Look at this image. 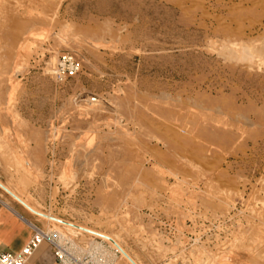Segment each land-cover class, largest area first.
<instances>
[{"label": "rangeland", "instance_id": "1", "mask_svg": "<svg viewBox=\"0 0 264 264\" xmlns=\"http://www.w3.org/2000/svg\"><path fill=\"white\" fill-rule=\"evenodd\" d=\"M0 181L137 264H264V0H0Z\"/></svg>", "mask_w": 264, "mask_h": 264}, {"label": "crops", "instance_id": "2", "mask_svg": "<svg viewBox=\"0 0 264 264\" xmlns=\"http://www.w3.org/2000/svg\"><path fill=\"white\" fill-rule=\"evenodd\" d=\"M1 190L3 189L0 187V253L6 251L17 252L27 243L31 235V229L20 207L11 202ZM59 219L66 222L63 218ZM70 223L72 222L70 221ZM26 264L64 263L58 260L53 247L48 242H43L33 252Z\"/></svg>", "mask_w": 264, "mask_h": 264}, {"label": "built area", "instance_id": "3", "mask_svg": "<svg viewBox=\"0 0 264 264\" xmlns=\"http://www.w3.org/2000/svg\"><path fill=\"white\" fill-rule=\"evenodd\" d=\"M78 71L79 63L70 54H65L62 55L61 59L58 61L53 74L55 78L60 81L67 77L74 76ZM28 224L31 229V235L27 243L17 252H1L0 264H26L33 252L43 241L48 242L53 247L54 254L61 263L71 264L62 259V255L59 250H57L56 245L45 232L30 222H28Z\"/></svg>", "mask_w": 264, "mask_h": 264}, {"label": "bare ground", "instance_id": "4", "mask_svg": "<svg viewBox=\"0 0 264 264\" xmlns=\"http://www.w3.org/2000/svg\"><path fill=\"white\" fill-rule=\"evenodd\" d=\"M0 185L1 186H3L7 191H9L11 194H13L18 200H20L22 203H24L25 205H26V209H28L30 212H32V213H34V212H37V213H41V214H43V215H45V216H42V215H38V216H40V217H42V218H45V219H47V220H50V221H53V222H56V223H61V225L62 224H64V225H66V227H70V228H72V229H77L78 231H82V232H86V231H84V230H82V229H79V228H83V229H87V230H90V231H93V232H96V233H99L100 235H102V236H98V237H100L101 239H104V240H107V241H110L111 243H112V245L121 253V255L130 263V264H132L131 262H130V260L128 259V258H130L135 264H137L125 251H124V249L117 243V242H115L111 237H109L108 235H106V234H103V233H100V232H97V231H94V230H91V229H89V228H86V227H83V226H80V225H75V224H73V223H70V222H60V221H55V220H52V219H50L49 217H54V216H50V215H47V214H44V213H42V212H40V211H38V210H36V209H34L30 204H28L24 199H22L20 196H18L15 192H13L12 190H10L8 187H6L4 184H2L1 182H0ZM0 186V187H1ZM2 188V187H1ZM3 189V188H2ZM4 190V189H3ZM5 191V190H4ZM6 192V191H5ZM7 193V192H6ZM11 198H13L15 201H17L14 197H12L11 196ZM18 202V201H17ZM35 214V213H34ZM37 215V214H36ZM55 219H59V218H56V217H54ZM68 224H71V225H68ZM86 233H88V234H91V233H89V232H86ZM92 235H94V234H92ZM94 236H97V235H94ZM125 255H127L128 256V258L125 256Z\"/></svg>", "mask_w": 264, "mask_h": 264}, {"label": "water", "instance_id": "5", "mask_svg": "<svg viewBox=\"0 0 264 264\" xmlns=\"http://www.w3.org/2000/svg\"><path fill=\"white\" fill-rule=\"evenodd\" d=\"M1 186V185H0ZM10 196H12V197H14L20 204H22L23 206H25L26 207V205L24 204V203H22L20 200H18L13 194H11L9 191H7L3 186H1ZM35 214H37V215H42V216H45V215H43V214H41V213H37V212H34ZM50 219H52V220H55V221H62L61 219H55L54 217H49ZM63 222V221H62ZM68 225H71V224H68ZM72 226V225H71ZM79 229H82V230H84V231H86V232H89V233H91V234H94V235H97V236H102V235H100L99 233H96V232H93V231H90V230H87V229H83V228H79ZM127 258H128V256L127 255H125ZM129 260H130V262L132 263V264H135L130 258H128Z\"/></svg>", "mask_w": 264, "mask_h": 264}]
</instances>
